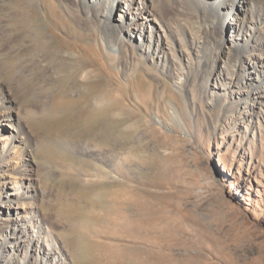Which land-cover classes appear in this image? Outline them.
<instances>
[{"label": "bare ground", "instance_id": "6f19581e", "mask_svg": "<svg viewBox=\"0 0 264 264\" xmlns=\"http://www.w3.org/2000/svg\"><path fill=\"white\" fill-rule=\"evenodd\" d=\"M2 11L7 29L21 33L20 48L28 49L8 52L6 69L17 82H26L30 73L19 62L29 55L33 67L51 64L53 78L47 76L35 102H26L33 96L30 88L19 105L15 87L5 86L0 77V209L6 210H0L5 216H0V264H76L77 257L79 264H125L107 242L92 238L103 223L90 214L87 190L102 184L82 178L96 168L90 163L91 147L76 141L89 140L105 149L111 136L107 109H94L91 102L106 99L109 69L157 77L146 67L149 61L164 76H183L182 90H196L209 58L208 39H223L224 28L231 30L228 41L260 74L251 95L264 99V56L257 53L264 49V0H11ZM75 17L81 25L72 24ZM100 44L112 62L97 70L91 62H99ZM177 46L186 56L184 63ZM224 65L230 75L242 63L226 58ZM112 139L121 151V132ZM128 191L130 196L119 194L108 204L121 220L116 226L135 241L136 250L143 248L131 264H185L183 254L170 251V238L156 235L155 221L142 213L136 189ZM108 204L98 207L106 210ZM161 232H168V225Z\"/></svg>", "mask_w": 264, "mask_h": 264}, {"label": "rangeland", "instance_id": "374dc122", "mask_svg": "<svg viewBox=\"0 0 264 264\" xmlns=\"http://www.w3.org/2000/svg\"><path fill=\"white\" fill-rule=\"evenodd\" d=\"M4 1L11 2L0 1V14L7 6ZM2 14L0 77L6 80L5 86L15 87L13 97L19 105L32 89L31 101L26 98L30 104L43 93L41 86H45L47 76H53V70L44 62L33 67L26 55L19 65L27 68L30 79L16 81L15 73L13 76L6 69V57L13 50L28 49L21 50V33L13 27L7 29ZM79 22L76 18L72 24ZM4 29L7 33L3 34ZM230 31L223 29V39H208L209 58L196 90L190 86L182 90L183 76H164L153 70L149 61L146 67L157 77L142 71L124 75L121 67L109 69L106 99L91 102L94 109H107L106 128L111 136L105 149L89 140L76 141L91 147L90 163L96 168L93 175L82 178L102 184L99 189L87 190L90 214L103 223L97 225L99 234L92 238L107 242L110 251L123 257L125 264L140 257L143 248L136 250L135 241L116 226L121 220L112 215L108 203L119 194L130 196L128 190L133 187L142 213L147 212L155 221L156 235L160 239L168 236L170 251L183 254L185 264H264V99L251 95L257 83L254 79L260 74L250 67L249 58L228 41ZM200 35L204 37V32ZM90 43L96 47L95 41ZM12 44L20 46L16 49ZM178 49L184 63L186 56L180 46ZM97 51L99 62L92 60L91 68L99 70L102 64L112 61L106 47L100 44ZM257 53L264 56V49ZM226 58L239 60L242 65L229 75L223 69ZM90 80L95 82L96 77L91 75ZM118 132L123 142L121 151L112 139ZM101 203L108 204L106 210L98 207ZM165 225L168 232H161ZM79 259L81 262L80 257L75 262Z\"/></svg>", "mask_w": 264, "mask_h": 264}]
</instances>
